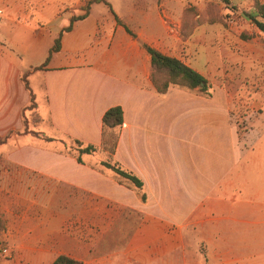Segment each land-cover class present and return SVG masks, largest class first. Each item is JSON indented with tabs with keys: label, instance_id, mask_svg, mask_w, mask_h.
Wrapping results in <instances>:
<instances>
[{
	"label": "crops",
	"instance_id": "0c3cea01",
	"mask_svg": "<svg viewBox=\"0 0 264 264\" xmlns=\"http://www.w3.org/2000/svg\"><path fill=\"white\" fill-rule=\"evenodd\" d=\"M84 1L33 5L52 44L61 33L59 51L27 78L39 131L98 150L82 154L81 163L60 142L30 137L0 150V214H12L9 237L28 236L13 248L23 264L78 260L90 244L95 264H203L197 241L226 252L222 264L233 239L237 251L264 250V32L252 26L254 36L241 39L245 25L185 30L180 21L162 22L156 4L118 11L109 0L64 32ZM143 45L199 73L209 95L177 86L157 93ZM17 59L0 51L1 137L22 128L30 99L20 81L29 67ZM115 106L122 125L109 152L101 120ZM102 162L136 176L142 190Z\"/></svg>",
	"mask_w": 264,
	"mask_h": 264
},
{
	"label": "rangeland",
	"instance_id": "374dc122",
	"mask_svg": "<svg viewBox=\"0 0 264 264\" xmlns=\"http://www.w3.org/2000/svg\"><path fill=\"white\" fill-rule=\"evenodd\" d=\"M33 1L34 0H0V51L4 54H10L18 58L17 60L22 65L23 69L29 67L28 70L22 73L21 77L26 72H31L33 67L39 66L43 63L48 47L52 44L49 37L50 28L45 27L41 22L36 21V13H34L33 5L35 2L39 3L40 1L45 2L48 8L54 7L61 2V0ZM87 2L88 0H85L84 6H79V11L76 17L84 14L82 8L87 7ZM109 2L118 11L119 8L127 6L131 3H144L149 6L148 8H150L151 5L154 6L156 4L160 13V20L162 22L172 25L174 22L180 21L185 30L193 29L194 27L205 23L213 25L235 24L236 26L245 25V28L247 29L241 32V34L244 33L249 35L248 31L252 30L251 27L254 26L249 21L245 20L242 15L243 12H248V10H250L253 0H230L229 6L224 5V3H222L220 0H109ZM30 4H32L33 7H25L26 5L28 6ZM92 5L93 4L89 5V8ZM230 7L235 8V12L230 11ZM120 13L123 14V11H120ZM193 21H195L194 24L190 23ZM191 24H193V28L189 27ZM29 29H31V34L39 35V37L34 38V36H32L30 33L28 34ZM19 34H25L24 37L27 38V41L19 42ZM23 51L27 52L26 56L24 55ZM24 56L25 58H23ZM33 89L36 90V86H33ZM29 106L30 99L29 103L21 113L22 128L17 131H10L5 136H0V139L6 137L4 141L0 143V150L8 146H12L15 139L22 140V138L25 137H30L44 143L60 142V144L68 151H73L76 149V145L67 139H54L53 141L46 142L42 138L34 136L32 132H41L39 131L40 117L37 113V107L30 108ZM245 127L247 129V126H244V123L240 121L238 124V134L240 142L244 147L248 146L250 141V139H247V130ZM107 142V145H109L108 140ZM8 216L12 217V214H0V248L3 247L9 250L8 255L0 254V264H23V254L20 252L16 253L13 248L22 243L27 244L28 236L9 237V234H7V227L10 225L8 224ZM196 243V257H198L201 262L204 260L205 264H222L221 257L222 254L224 255L226 252L209 251L206 248L204 241H197ZM230 247H232V249L228 251L229 264H237L238 259L244 260V264H251L252 262L259 264L261 261V263L264 264V250L237 251L234 239L232 240ZM79 251V258L77 261L80 264H95L93 258V248L91 244L90 246L85 245Z\"/></svg>",
	"mask_w": 264,
	"mask_h": 264
},
{
	"label": "trees",
	"instance_id": "16d2710c",
	"mask_svg": "<svg viewBox=\"0 0 264 264\" xmlns=\"http://www.w3.org/2000/svg\"><path fill=\"white\" fill-rule=\"evenodd\" d=\"M224 5L229 6L230 0H220ZM87 7L82 8L84 14L81 16H72L70 19V24L68 27L64 28L63 31L67 32L71 28V24L73 21L84 19L89 10V5L96 3H104L108 5L105 0H88ZM230 11L235 12V8L230 7ZM243 18L253 24L258 30L264 32V3L259 0H253L252 6L248 12H243ZM116 18V17H115ZM193 23V22H191ZM194 24V23H193ZM193 24L189 27L193 28ZM191 30V29H189ZM60 36L59 33L53 41L52 46L49 48L45 60L39 66H35L32 68V71L42 70L52 55L59 51L60 49ZM254 34H241V39H248L253 37ZM143 48L150 56V66H151V81L157 93L164 94L169 86H177L186 88L189 90H198L201 93L209 95V86L206 80L196 71L185 65L183 62L176 58H172L166 55L159 53L158 51L143 45ZM30 72H26L21 78V82L24 85L25 89L29 91L30 94V108H35L34 95L32 94L27 77ZM102 148L109 150V152L113 151V147L115 144V140L118 135V130L122 125V110L120 107L115 106L109 108L102 116ZM32 134L36 137L42 138L46 142L53 141L54 139L46 136L42 132H32ZM6 138V137H5ZM0 139V143L4 141V139ZM107 140L109 141V145H107ZM73 144L76 145V149L73 151H68L67 153H74L76 155V159L79 163H81L80 156L82 154H93L98 150V148L94 145H84L76 140H70ZM101 165L107 169H110L113 173L118 175L120 178L126 180L132 187L136 190H142V182L130 172L123 170L116 163L102 162ZM144 199V195H142ZM50 264H80L77 260H74L65 255L57 256Z\"/></svg>",
	"mask_w": 264,
	"mask_h": 264
},
{
	"label": "built area",
	"instance_id": "2783aa9c",
	"mask_svg": "<svg viewBox=\"0 0 264 264\" xmlns=\"http://www.w3.org/2000/svg\"><path fill=\"white\" fill-rule=\"evenodd\" d=\"M0 15H1V11H0ZM9 251L6 248H0V254L2 255H8Z\"/></svg>",
	"mask_w": 264,
	"mask_h": 264
}]
</instances>
